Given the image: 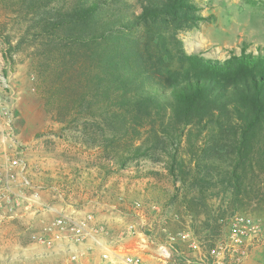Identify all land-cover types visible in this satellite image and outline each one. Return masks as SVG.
<instances>
[{
    "label": "trees",
    "instance_id": "trees-1",
    "mask_svg": "<svg viewBox=\"0 0 264 264\" xmlns=\"http://www.w3.org/2000/svg\"><path fill=\"white\" fill-rule=\"evenodd\" d=\"M264 9V0H242ZM139 5V6H138ZM23 22L5 58L32 48L35 87L56 137L121 172L162 164L176 221L215 246L236 214L264 215V51L188 53L192 0H0ZM138 9L139 11H137ZM140 177L147 173H140ZM179 252V244L174 246Z\"/></svg>",
    "mask_w": 264,
    "mask_h": 264
},
{
    "label": "rangeland",
    "instance_id": "rangeland-1",
    "mask_svg": "<svg viewBox=\"0 0 264 264\" xmlns=\"http://www.w3.org/2000/svg\"><path fill=\"white\" fill-rule=\"evenodd\" d=\"M130 1L134 5L137 2ZM192 2L198 7L196 14L201 18L196 25L179 33L188 53H201L206 58L225 60L232 54L240 55L244 48L248 53L264 51V9L242 0ZM22 25L17 14L0 7V76L7 82V86H4L0 79V104L9 107L15 114L19 139L27 148L25 156L33 182H44L46 187L42 186L40 190L63 185L67 193L64 203L85 194H88V198L99 197V200L109 203L118 211L124 225L122 229L130 223H140L135 202L143 205V215L151 225L147 232L155 233L160 240H164L162 227L171 232L189 228V223L176 221L172 209L166 207L164 191L172 192L173 186L162 164L142 160L126 170L107 174L100 167L106 162L100 153L85 151L56 137L55 132L60 125L44 112L35 87L36 75L30 56L33 49L24 46L14 55L13 65L4 56L7 48L5 37L12 36L15 44L23 31ZM37 126H40L39 130ZM26 127L29 128L30 138L38 141L31 152L30 146L20 137V132ZM140 173L148 175L140 177ZM51 192L50 198L43 200L45 204L40 202V195L37 203L29 205L27 201L23 202L13 216L0 218V264H67L68 245L59 243L49 247L36 240V236L44 233L49 221L61 212L60 204L63 202L59 199L58 191L52 189ZM153 204L162 211L157 213L152 210ZM246 215L259 220L264 229V215ZM155 250L156 247L154 254ZM190 253L188 243L181 242L179 252L175 254ZM252 255L251 264H264V242L252 248L244 264ZM175 258L179 260L181 257L175 255Z\"/></svg>",
    "mask_w": 264,
    "mask_h": 264
},
{
    "label": "built area",
    "instance_id": "built-area-1",
    "mask_svg": "<svg viewBox=\"0 0 264 264\" xmlns=\"http://www.w3.org/2000/svg\"><path fill=\"white\" fill-rule=\"evenodd\" d=\"M4 86L7 82L0 76ZM15 114L6 105L0 104V145L10 143L11 148L6 151L0 170V218L13 216L23 202L29 205L37 203L42 185L35 184L31 178L30 166L26 159V149L19 139V132L15 123ZM51 189L62 202L67 193L63 185L53 186ZM30 207V206H29ZM140 223H130L123 231V239L127 236L139 235L141 241L133 240L130 245L113 243L108 240L111 235L109 226L96 220L93 214L83 219L72 216L59 215L49 221L44 233L36 236L41 245L53 246L64 243L69 246L67 264H86L88 259L99 253L103 264H244L252 248L264 242V229L261 222L245 214H236L226 222L225 235L216 242L215 246L205 249L194 235L187 230L171 232L162 227L164 240L147 232L151 225L145 218L141 202H135ZM157 213L162 209L156 204L151 205ZM187 242L190 254H175L174 246ZM141 245L154 248V258H146L145 253L150 250L138 251ZM176 256L181 257L176 260Z\"/></svg>",
    "mask_w": 264,
    "mask_h": 264
},
{
    "label": "crops",
    "instance_id": "crops-1",
    "mask_svg": "<svg viewBox=\"0 0 264 264\" xmlns=\"http://www.w3.org/2000/svg\"><path fill=\"white\" fill-rule=\"evenodd\" d=\"M40 129V126L37 130ZM29 128L26 127L22 132H20V137L21 140L25 143L28 144L30 152L32 149L36 148L35 144L38 142L37 140H34L30 138V135L28 133ZM11 148L10 143L7 142L6 144L2 143L0 145V170H1V163L5 157L6 151H8ZM3 153V154H2ZM31 155V153H30ZM31 173V172H30ZM39 180V179H38ZM46 187L44 182L38 181V185H41ZM51 188H44L40 190V195H41V203H44V201H47L50 196H51ZM75 194V193H73ZM91 194V193H90ZM92 195V194H91ZM90 197V196H89ZM45 204V203H44ZM60 215H66V216H72L77 219H83L85 218L88 214H93L96 217V220L105 222L108 224L110 231H111V236L108 238L109 241L116 243L122 241V243H125L126 245H130L133 240L136 241H141L142 237L139 235L136 236H127L123 239V229L122 227L124 226L122 221L120 220V215L118 211L114 210L113 206H110L109 203L104 202L103 200H99L98 198L95 197H90L88 198V194H85L84 196H78L77 198H74V201L67 203H61L60 204ZM143 250H147V252L150 250L151 253H145V257L148 259L154 258V253L153 250L154 248H145V245H141V249H138V251L142 252ZM252 257L246 262V264H251L252 262ZM155 259V258H154ZM86 264H103L99 253L96 254L95 256H92L88 259Z\"/></svg>",
    "mask_w": 264,
    "mask_h": 264
}]
</instances>
